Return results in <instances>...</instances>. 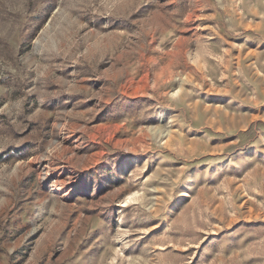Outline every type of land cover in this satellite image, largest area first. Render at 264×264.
Returning a JSON list of instances; mask_svg holds the SVG:
<instances>
[{"label": "rangeland", "instance_id": "obj_1", "mask_svg": "<svg viewBox=\"0 0 264 264\" xmlns=\"http://www.w3.org/2000/svg\"><path fill=\"white\" fill-rule=\"evenodd\" d=\"M0 264H264V0H0Z\"/></svg>", "mask_w": 264, "mask_h": 264}]
</instances>
